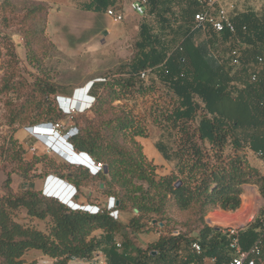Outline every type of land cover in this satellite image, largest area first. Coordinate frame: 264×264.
Instances as JSON below:
<instances>
[{
	"label": "trees",
	"instance_id": "trees-1",
	"mask_svg": "<svg viewBox=\"0 0 264 264\" xmlns=\"http://www.w3.org/2000/svg\"><path fill=\"white\" fill-rule=\"evenodd\" d=\"M180 1L185 7L176 14L171 7ZM112 4L113 0H92L84 8L100 11ZM196 11L195 0H148L145 16L156 19L157 31L144 20L138 28L136 55L124 76L103 77V81L92 83L90 90L102 89L90 107L93 117H74L76 133L69 143L77 153L102 163L105 172L91 175L82 166L58 163L45 155L27 161L18 141L9 138L4 161L11 169L5 171L0 196V264H37L24 260L32 250L50 258L52 264L89 262L97 254L106 264L221 260L229 252L226 228L209 226L206 217L214 211H238L243 186L248 184L258 186L263 204L257 217L241 227L238 238L243 250L260 241L256 264H264V174L246 157L248 150L264 160V14H228L242 45V65L235 70L212 57L209 38L199 39L203 32L193 25ZM0 13L1 22H5L1 6ZM44 15L45 6L37 3L15 18L26 61L37 67L36 46L51 47L44 35ZM223 40L229 48L234 44L227 33ZM0 45L5 50L2 54L0 49L4 59L0 99L7 126L31 128L60 118L55 84L39 75L28 81L21 74L13 44L0 36ZM146 69L156 74L171 94L170 109L159 108L157 118L159 124L162 121L168 126L161 128L174 136L170 150L156 144L164 160L173 163L172 171L164 175L157 173V166L145 156L138 141L146 137L144 121L118 104L129 96L149 94L148 82L138 78ZM42 172L65 180L99 212L70 210L57 199L44 196L34 188L37 173ZM13 174L24 184L18 191L11 187ZM96 194L114 198L115 210L132 213V218L126 225L113 219L104 204H95ZM18 211L42 222L45 229L20 223L14 216ZM143 231L159 233L147 248L135 246L132 240ZM192 243L199 244L200 255L191 250Z\"/></svg>",
	"mask_w": 264,
	"mask_h": 264
},
{
	"label": "rangeland",
	"instance_id": "rangeland-1",
	"mask_svg": "<svg viewBox=\"0 0 264 264\" xmlns=\"http://www.w3.org/2000/svg\"><path fill=\"white\" fill-rule=\"evenodd\" d=\"M80 1L82 2L83 0ZM127 1L129 2V0ZM66 2L70 3V5H79V0H64V3ZM37 3L45 6L44 35L51 44V47L49 48H46L45 45L42 46L41 44L36 46L35 51L39 58V67L27 63L26 50L23 45L18 25L16 24V19L22 16L30 6ZM222 3L231 17L235 15L243 17L249 12H253L258 16L264 14V0H222ZM62 5L64 4H59L57 6L58 11H60ZM0 6L5 12L4 16L6 17L5 22H1L0 17V36L7 38L9 42L13 44L14 51L19 60L21 74L28 81H32L36 75L43 76L56 86L57 92L54 101L57 110L61 113V117L56 118L52 123H59L62 125V135H66L69 128L74 126L75 116L83 115L86 118L91 119L93 115L90 109H86L88 105L79 110L78 108H72V111L69 112L63 107L60 98L58 97L76 99L77 95H80L84 101L88 100L89 102H93L94 100L92 104L94 105L95 98L101 93L102 89L101 87L91 89L88 92V96H86V94L83 93L84 89H86L85 87L92 82H101V78L103 77L119 78L120 76H124L127 65L134 59L137 52L135 44L139 40V26L144 20H146L154 26L155 31L159 28L156 19L153 17H141L128 9L127 14L129 15L124 13V20L120 24L115 25L111 23L108 26L109 30L105 36L103 35L105 31L101 32L100 29H97L94 32H89V34L85 36V38H87L86 41H76L74 39V34L70 35V33H68V28L63 29V31L60 30L62 38L70 43L68 50H63L56 44L53 38L54 34L50 31V14L51 10L54 9L52 3L33 0H0ZM184 7L185 5L180 1L173 4L171 8L173 12L178 14ZM95 23H97V26H100L101 21H96ZM27 24L29 25L30 22ZM199 39L208 40V34H200ZM209 41H212L213 43L214 37H209ZM0 49L2 50V54H4L5 50L3 45H0ZM228 51V45H221L218 48V53L224 59L226 58ZM3 60L4 59L1 57L0 73L2 72L1 65ZM224 65L226 67L229 66L226 60H224ZM147 86H149L151 90L145 97H140L138 95L129 96L128 100L124 99L118 102V104L130 109L136 117L144 121V123L142 121L141 123L146 128V137L138 138V140H142L141 145H143L144 153L147 158L154 160L157 163L160 154L156 150V144L161 143L166 150H170L173 147V134L169 131H164L163 128H161V126H164V128L168 127L165 123L161 121V124H159L157 121V118L160 116L159 108H163L164 110L166 108L167 110L170 109L169 101L171 94L154 73L150 75ZM89 96L94 99L89 98ZM66 112H69V114ZM17 128H19L20 131L18 130L19 133L15 136L14 133ZM26 128L27 127H18L17 125L13 128L7 126L5 108L0 99V196L3 195L1 188L2 183L5 180V171L11 169V165L4 161V149L9 146L8 140L11 136L18 141L21 156L25 160L29 161L33 157L42 155L48 157L51 156L50 158L55 159L56 161L59 160L58 157L54 155L49 156L45 154L41 144H38L37 140L31 138L27 134L25 130ZM39 137L44 139L42 136ZM31 147L36 148V152L33 154L29 151ZM246 157L253 166L258 167L259 170L264 173V160L255 156L248 150L246 151ZM157 167L159 169L157 172L160 174L163 166L158 164ZM47 177L48 175L42 172L40 174L37 173L35 179L39 181V184H44ZM54 181H56L55 178ZM18 183H20L19 188L24 187L20 176L13 174L11 185L13 190L16 189ZM251 189L256 190V194L253 193ZM95 196V204L102 205L108 200L99 194H96ZM241 201L240 209L232 213L228 219H225L223 214H218L217 219L207 216V220L212 222L211 226L226 228L228 226L240 225V227H243L252 222L254 218L257 217L263 204L258 191V186L256 184L243 186ZM130 214L133 215L132 213ZM14 216L15 219L22 224L40 230L45 229L42 222L29 219L23 211L16 212ZM156 237V232L143 231L134 235L132 240L135 246L147 248L148 244L152 243ZM32 253H38L40 255H28L29 257L25 259L26 262H31L34 259L33 261L37 264H47V261L41 257L40 252L32 251ZM88 264H106V260L99 256V258L91 260Z\"/></svg>",
	"mask_w": 264,
	"mask_h": 264
},
{
	"label": "built area",
	"instance_id": "built-area-1",
	"mask_svg": "<svg viewBox=\"0 0 264 264\" xmlns=\"http://www.w3.org/2000/svg\"><path fill=\"white\" fill-rule=\"evenodd\" d=\"M147 3L148 0H129V9L134 14L144 17L146 15ZM195 5L197 6V11L193 16V25L195 28L201 29L204 34H208V38L214 37V42L209 46L212 57L221 63H224V60H226L234 69H239L242 65V45L235 36L236 31L234 23L232 18L229 17L228 10L223 5L222 0H195ZM105 14L115 23H121L124 20L123 13L116 11L114 8L106 9ZM223 33L229 34L234 42V44L229 48L225 59L218 53V48L221 45H228V43L223 40ZM258 61L261 62L262 60L259 58ZM150 75L151 71L146 69L138 73V78L147 83ZM254 78L255 75H253V79ZM58 98H60V102L62 103L63 98ZM89 98L92 97L89 96ZM93 102H89L86 109H90ZM66 113L69 114V112ZM41 127H45V129L49 130L48 135H46L47 139H42L37 136V134L32 133L34 129ZM33 128V130L30 128L25 130L31 138L37 140V142L41 144L45 154L58 157L62 163L82 166L86 168L91 175H96L104 171L105 167L102 163L94 162L88 155L84 153H77L73 149L72 145L69 143V138L76 133V129L74 127L71 126L66 135H62L63 127L59 123H46L33 126ZM29 151L33 154L36 152V148L31 147ZM50 178L51 176H48L43 184L42 193L44 196L57 199L70 210H82L88 212L89 214H97L99 212V208L96 206H81L75 203L74 197L77 194L76 189L70 184H64L61 180L58 181L60 183L59 189L61 193L64 194V199H66V201L47 193L45 189ZM115 207V199L112 197L108 198L105 208L110 211L109 214L113 219L118 220L119 212L115 210ZM240 229V226L226 227L224 233H226L229 237V252L223 259L218 260L213 257L203 258L200 264H256L260 260V241L254 243L250 249L243 250L238 238ZM191 250L196 255L201 254V248L198 243H192Z\"/></svg>",
	"mask_w": 264,
	"mask_h": 264
},
{
	"label": "crops",
	"instance_id": "crops-1",
	"mask_svg": "<svg viewBox=\"0 0 264 264\" xmlns=\"http://www.w3.org/2000/svg\"><path fill=\"white\" fill-rule=\"evenodd\" d=\"M33 1L49 2V3H52V5H54V9L51 10V14H50V20H51L50 31L54 34V37L53 38H54V41L56 42V44L61 49H63V50H68L70 43L69 42H66V40L64 38H62V36L60 34V30L63 31V29L68 28V33H70V35L74 34V39L76 41H78V40H84V41H86L87 38H85V36H87V34H89V32H94L97 29H100L101 32H104L105 31L106 33H108L107 32L109 30L108 26L111 23H113L115 25L116 24H120V23L113 22L109 17H107L106 14H105V11H106L105 9H101L100 11H92V10L88 11V10H86V8H84V7L87 6V5H89L92 2V0H83L82 2L79 0V2H78L79 5H76V4L70 5V3H68V2L64 3V0H33ZM59 4H64V5L61 6L60 11L57 10V6ZM108 8H114L116 11H118L120 13H123V15H124V13L126 15H129V14H127L128 13V9H129V2L127 0H113V4L110 5V6H108L107 9ZM96 21H101L100 26L99 25L98 26L96 25L97 24V23H95ZM82 38H85V39H82ZM87 105H88V103H86V106ZM19 131L16 132L15 136L19 133ZM37 136H40V135H37ZM140 141L139 142L142 144V140L141 139H140ZM143 151H144V149H143ZM159 157L160 158H158L157 163L154 160H152L153 163L156 166L158 164H160L161 166H163V168L161 169V173L159 175L168 174L173 169V163L171 161L164 160V158L162 157L161 154H160ZM57 162H60V161L57 160ZM60 163H62V162H60ZM254 167H256V166H254ZM256 168H258V167H256ZM158 170L159 169L157 167V171ZM262 174H264V173H262ZM51 178H52L53 181H54V178H55L56 181H59L54 176H51ZM56 181H54L55 182L54 184H55V187L58 188V186H56V185H58L60 183L59 182L56 183ZM61 181L64 184H68L65 180H61ZM48 184H47V186H48ZM19 187H20V183L17 184L16 189H14V191H18L19 189L22 188V187L21 188H19ZM34 188L36 190L42 191L43 184H39V181L36 180L34 182ZM47 189L48 188L46 187V190ZM83 192L86 193V190H84ZM48 193L50 195H52L49 191H48ZM90 194L91 193H89V195ZM74 202L77 203V204H79V205H81V206L89 205L88 202L86 201V198L84 197V195L81 194V193H78V191H77L76 196L74 197ZM106 202H104V206L106 205ZM218 214H223L225 216V219H228V217L232 213L214 211V212H211L208 215V217H212L214 219H217L218 218ZM132 216L133 215H131L129 212L119 213L118 220L122 224L126 225L128 223V221L132 218ZM206 221H207V218H206ZM208 225L211 226L212 225V222L210 221V224H208ZM156 235H157V237L155 238L154 241H156L158 239L159 233L156 232ZM32 251H34V250H32ZM32 251L28 252L24 256V260L27 257H29L28 255H30V256L31 255H34V256L40 255L38 253H32ZM99 256H100V258H104L101 254H97V255H95L94 259L95 258H99ZM41 257H43V259H45L47 261V264H52V260L50 258H48L46 256H43L42 254H41ZM27 263H30V262H27ZM88 263H90V261L89 262H74L72 264H88Z\"/></svg>",
	"mask_w": 264,
	"mask_h": 264
},
{
	"label": "bare ground",
	"instance_id": "bare-ground-1",
	"mask_svg": "<svg viewBox=\"0 0 264 264\" xmlns=\"http://www.w3.org/2000/svg\"><path fill=\"white\" fill-rule=\"evenodd\" d=\"M89 90H90V88H89ZM89 90L87 92L84 91L83 93H85L86 96H88ZM86 103H88V105H89L88 100L84 101L81 98L80 95H77V98L76 99H73V98H63V100H62L63 107L65 109H67L69 112L72 111V108L83 109L86 106ZM76 104H78V106H76ZM32 133L37 134V135H40L44 139H47L46 138V135H48L49 130L48 129H45V127H41V128L34 129L32 131ZM48 182H49V184H48V186H46L48 189L47 190L45 189L46 192L48 193V191H49L55 197H57V198H59L61 200H65L66 201V199H64L65 198L64 194H62L61 191H60V189H59V184L56 185V186H58V188H56L55 187V184H54V181L52 180V178H50ZM57 183H58V181H57ZM251 191L256 194V190L251 189Z\"/></svg>",
	"mask_w": 264,
	"mask_h": 264
},
{
	"label": "water",
	"instance_id": "water-1",
	"mask_svg": "<svg viewBox=\"0 0 264 264\" xmlns=\"http://www.w3.org/2000/svg\"><path fill=\"white\" fill-rule=\"evenodd\" d=\"M106 34H107V33L105 32L103 35L105 36ZM92 83H93V82H92ZM92 83H89V84L85 87V88H86V89H84L85 92H87V91L89 90V88L91 87ZM75 92H76V91H75ZM74 95H75V93H74ZM76 106H78V104H76ZM78 110H79V109H78ZM30 129L33 130L34 128L31 127ZM105 171H106V168L104 169V172H105ZM56 182H57V181H56ZM177 186H178V185H177ZM100 188H103V185H102V184L100 185ZM116 205H117V204H116ZM137 212H138V211L135 209V210H134V213H137ZM206 222H207V224H210V221H209V220H207ZM152 223H155V221H153ZM159 226L162 227V224H159Z\"/></svg>",
	"mask_w": 264,
	"mask_h": 264
}]
</instances>
